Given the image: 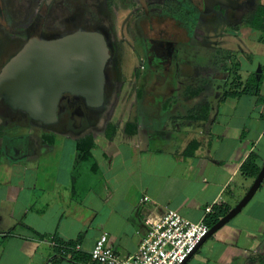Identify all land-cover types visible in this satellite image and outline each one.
Listing matches in <instances>:
<instances>
[{"label": "crops", "instance_id": "obj_1", "mask_svg": "<svg viewBox=\"0 0 264 264\" xmlns=\"http://www.w3.org/2000/svg\"><path fill=\"white\" fill-rule=\"evenodd\" d=\"M253 53L242 54L239 72L246 70V79L258 73V94L238 89L224 96L235 89L220 94L217 81L201 80L194 82L200 93L186 94L183 81L166 78V86L159 85L166 89L162 121L138 106L129 128L128 122L81 133L41 127L37 135L0 137V264H100L91 250L104 232L127 258L139 250L148 221L169 207L206 221L217 206H235L256 178L242 174L244 160L256 152L264 164V63L248 67ZM85 140L93 141L86 153L78 150ZM255 195L264 207V179ZM240 237L206 263L264 264V229ZM67 242L80 245L73 249L78 261L62 254ZM231 244L242 247L239 254L229 255Z\"/></svg>", "mask_w": 264, "mask_h": 264}, {"label": "rangeland", "instance_id": "obj_2", "mask_svg": "<svg viewBox=\"0 0 264 264\" xmlns=\"http://www.w3.org/2000/svg\"><path fill=\"white\" fill-rule=\"evenodd\" d=\"M169 1H155L154 10L164 17L170 13L184 30L181 29L178 32L180 33L179 41L174 44L173 50H169V56H166V66L169 68L166 78L183 81L186 84V94H196L202 91L200 87L194 88L196 80H201L204 84H214L217 81L220 94L225 92L226 87L230 90L243 89L245 80L248 78L246 79V70L239 72L242 70L240 61L244 57L242 54L248 50L254 51L251 62H246L247 66L251 65L253 70L258 69L257 62L264 63V58L261 56L264 53V32L255 28L252 23L258 17V10L264 5V0H244L233 12L226 13L225 9L216 10L213 14L204 16L203 23L198 22L199 9L192 0ZM111 3L114 4L115 12L120 14L118 22H115L114 36H112L117 54L113 61L119 65L117 64L116 69H112V57L109 63L107 62L105 72L110 80L108 82L109 91L105 104L93 111L94 114L92 113L95 116L91 119L93 126L95 129L106 127L117 129L126 127L128 122L129 126L133 127L135 124L128 120L134 117L138 106L146 111L147 115H151L152 118L158 117L162 121V116H166V108H163L166 107L164 106L166 89L159 86V81L156 80L154 83L152 81L157 77L158 70L155 69L159 67V64L164 63V58L159 62L158 57L152 67L146 61L145 50L140 49L143 39L142 30L134 20L129 19L131 13L136 16L141 14V8L138 7L139 2L137 0H112ZM84 4L87 2L85 1ZM93 23L87 22V25L91 26ZM21 25V23L12 22L10 26L19 29ZM57 25L61 29L65 27L63 23ZM99 25L105 26L103 23ZM108 25L106 24V28H109ZM42 26L43 24L39 23L37 32L41 31ZM9 38L12 36L9 35ZM12 44H16V40ZM8 46L10 45L7 44ZM149 54L154 57L151 51ZM199 54L201 57L198 56ZM187 63L192 71L185 75L182 69ZM150 82L154 84V90H150L147 86ZM239 83L241 85H238ZM163 85L166 86V80ZM6 117L10 132L27 133L30 131L37 135L42 131L41 126L30 122L23 111H8ZM258 200L259 195H255L237 216L212 234L194 254L195 257H192L189 264L190 262L191 264H207L208 257L218 258L223 254V247L228 248V245H225L226 241H235L233 237L237 239L238 234L241 235L240 240L243 241L249 230L264 229V207L257 205ZM256 210L260 219L249 218L248 213ZM243 228L245 230H241ZM245 243H248L247 240ZM237 244H231L229 255H234V251L237 254L240 253L242 247L239 248Z\"/></svg>", "mask_w": 264, "mask_h": 264}, {"label": "flooded vegetation", "instance_id": "obj_3", "mask_svg": "<svg viewBox=\"0 0 264 264\" xmlns=\"http://www.w3.org/2000/svg\"><path fill=\"white\" fill-rule=\"evenodd\" d=\"M85 1L87 4H84ZM137 1L139 2L138 7L141 8V14L136 16L131 13L129 19L134 20L142 30L141 36L143 39L140 49L145 50L148 64L154 66L158 57L159 62L164 58V63L159 64V67L155 69L156 71L158 70L157 77L152 81L154 83L157 80L163 85L166 80V70H169L166 66V56H169V50H173L174 44L179 41L178 36L180 37V33L178 34V32L181 29L184 30V28H181L180 23H177L170 13L164 17L154 10V2L159 0ZM166 1L170 2L169 0ZM192 1L199 9L198 22L203 23V17L207 14H213L219 9H225L226 13L228 11L233 12L244 0H240L236 8L217 4L210 10H206L205 0ZM111 2L112 0H0V71L9 59L31 38H56L76 30L79 26L88 29H99L104 33L110 51L109 60L112 57V69H116L118 63L113 60L117 54L112 36H114L113 28H115V22H118L120 14L118 15L115 12L114 4ZM12 22L21 23L22 27L19 29L11 28ZM87 22L94 23L90 26L87 25ZM39 23H42L43 26L41 31L37 32ZM58 23L65 24V27L63 29L58 28ZM99 23H103L105 26H101ZM106 24H109V28H106ZM161 24L162 26L158 27ZM260 30L264 32L263 29ZM9 35L12 38L8 39ZM15 40L16 44H12ZM7 44L10 46L7 47ZM140 49L139 51H141ZM150 51L154 57L150 56ZM184 70H187L184 71L185 74H189L192 71L188 63L185 65ZM106 78L105 98L110 86L108 75ZM150 90H154V85L150 87ZM101 106H89L84 97L66 92L60 99L58 120L51 124H39L33 121L25 111L13 109L4 99H1L0 116L2 120L0 121V137L3 138L5 133H10L6 117L8 111H23L30 119V122L36 125L39 124L45 129L71 130L81 133L94 127V123L91 120L95 118L93 111H96Z\"/></svg>", "mask_w": 264, "mask_h": 264}, {"label": "water", "instance_id": "obj_4", "mask_svg": "<svg viewBox=\"0 0 264 264\" xmlns=\"http://www.w3.org/2000/svg\"><path fill=\"white\" fill-rule=\"evenodd\" d=\"M239 3L240 0H205L206 10L217 4L236 8ZM109 58L107 39L99 29L79 26L56 38L33 37L0 71V100L25 111L39 124L58 120L60 99L66 92L84 97L89 106H101L105 102V68ZM263 179L264 164L247 193L210 227L183 264L247 205Z\"/></svg>", "mask_w": 264, "mask_h": 264}, {"label": "built area", "instance_id": "obj_5", "mask_svg": "<svg viewBox=\"0 0 264 264\" xmlns=\"http://www.w3.org/2000/svg\"><path fill=\"white\" fill-rule=\"evenodd\" d=\"M207 211L211 212L212 207ZM148 223L136 253L122 258L109 242L108 232H104L91 250L92 259L100 264H183L210 230L205 220L193 221L171 207ZM66 247L63 245L61 250L64 252ZM74 248L80 249V245Z\"/></svg>", "mask_w": 264, "mask_h": 264}, {"label": "trees", "instance_id": "obj_6", "mask_svg": "<svg viewBox=\"0 0 264 264\" xmlns=\"http://www.w3.org/2000/svg\"><path fill=\"white\" fill-rule=\"evenodd\" d=\"M258 17H256V19L254 21H252L253 26L255 28H259V29H263L264 30V5H262L259 10H258ZM260 76H258V73H253L245 82L243 89H241L242 91L245 92H249V93H254V94H258L259 90V78ZM238 85H241V83H239ZM239 92L238 89H235L234 91H226L224 96L227 95H237ZM262 100H264V98H261ZM130 124H128V128L131 127L129 126ZM88 146H85L87 145ZM93 146V141H87L85 140L80 141L78 144V150L81 152H90L91 147ZM261 167L258 164V155L256 152H251L247 158L244 160V162L241 165V172L242 174H244L245 176H250V177H256L258 175V173L260 172ZM230 210V206H227L225 208H220V207H216L215 212L209 214L206 218V222L209 224V226H213L216 222H218V220L220 219V217L224 216L228 211ZM67 247L65 248V251L62 252V254L64 256H70L72 259H74L75 261H78V258L73 255V251L75 250V246L76 243L75 242H67ZM65 246V245H64ZM74 249V250H73ZM71 250V251H70ZM68 251H70L68 253ZM72 253V254H71Z\"/></svg>", "mask_w": 264, "mask_h": 264}]
</instances>
